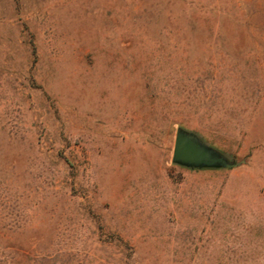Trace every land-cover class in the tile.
Instances as JSON below:
<instances>
[{
	"label": "rangeland",
	"instance_id": "1",
	"mask_svg": "<svg viewBox=\"0 0 264 264\" xmlns=\"http://www.w3.org/2000/svg\"><path fill=\"white\" fill-rule=\"evenodd\" d=\"M0 264H264V0H0Z\"/></svg>",
	"mask_w": 264,
	"mask_h": 264
},
{
	"label": "water",
	"instance_id": "2",
	"mask_svg": "<svg viewBox=\"0 0 264 264\" xmlns=\"http://www.w3.org/2000/svg\"><path fill=\"white\" fill-rule=\"evenodd\" d=\"M172 161L189 168H232L223 157L181 131L176 133Z\"/></svg>",
	"mask_w": 264,
	"mask_h": 264
}]
</instances>
